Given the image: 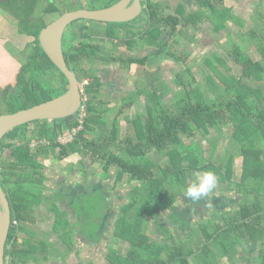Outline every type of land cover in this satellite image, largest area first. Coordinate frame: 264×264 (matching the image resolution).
<instances>
[{
    "label": "trees",
    "instance_id": "obj_1",
    "mask_svg": "<svg viewBox=\"0 0 264 264\" xmlns=\"http://www.w3.org/2000/svg\"><path fill=\"white\" fill-rule=\"evenodd\" d=\"M44 1L0 0V11L7 14L19 34L33 39L21 50L23 62L6 60L0 71V92L8 107L6 114L55 99L69 88L66 77L43 50L39 36L52 22H47V16H61L78 7L62 0ZM196 1L199 10L195 14L180 11L176 15H166L159 3L148 0L146 12L150 31L147 43L154 47L150 60L149 57L134 59L123 55L116 59L108 55L98 58L101 63L112 61L124 68L132 64L144 65L148 60L152 65L163 60L180 64L174 78L178 91L172 102L165 103L162 92L156 87L153 92L142 90L132 95L134 98L131 95L123 97L122 106L111 121L108 113L112 108L103 109L101 105L105 103L96 100L102 96V83L95 78L85 90L88 115L84 128L72 143H58L61 135L78 126L72 117V121L66 118L32 122L6 135L0 146V183L11 205L12 220L21 225L20 230L27 233L25 224H36L34 207H40L44 190L48 189L49 175L44 161L54 167L57 161L77 154L98 160L108 176L116 172L115 185L124 177L133 184L127 195L129 202L120 204L119 209L108 195L109 210L100 221L103 222L107 215H116L112 236L116 242L108 245L110 264H194L195 259V264H219L225 259L233 264L235 258L239 261L241 251L251 258L250 264H264V28L238 33L239 38L253 48L251 52L245 50L244 44L228 39L223 48L232 66L220 54L206 57L202 62L196 57L189 63L190 54L177 48V36L184 34L190 39L186 30L210 22L217 33H226L227 38H231L229 25H242L232 9L224 5L225 0ZM65 44L66 62L72 71L81 72L80 82L92 77L94 72L82 69L81 65L86 60L93 64L95 57L87 56L83 47H75L73 55L67 56ZM198 62L204 63L208 71H193ZM143 95L146 96L144 105L138 103L139 96ZM138 104L143 105L144 114H136L132 120L126 116L132 129L123 137L120 120ZM226 129L231 132L228 137L237 148H228L224 160L214 159L217 142L208 137ZM201 138L209 139L208 150L200 142ZM43 139L49 144L34 151L32 141ZM6 150H11L9 158L3 156ZM211 150L212 156H208ZM162 158L167 159L165 164L161 163ZM237 160L241 164L240 175ZM206 171L215 174L217 184L224 185V191L242 201L236 209L231 207L226 213H219L217 209L215 214L206 213L208 220L196 223L199 217L190 221L180 216L175 208L186 197L185 190L192 183L193 173ZM93 192H96L95 186L91 194ZM249 194L255 196L254 201L248 202L246 196ZM225 199L223 201L227 202ZM81 208L85 214L86 208ZM53 211L63 216L67 214L55 206ZM60 220H54L53 229L59 235V242H66L73 231L65 230L72 224L67 219ZM153 220L158 232L170 237L171 244L160 246L147 234ZM192 224L198 226V236L193 233ZM99 225L93 226V242L102 238L96 232L100 230ZM18 229H11L6 246V258L10 257L14 264H29L37 261V257L43 262L63 257L58 241L41 239L35 245L30 241V234L29 240L12 243ZM177 236L182 240H176ZM184 237L189 238L187 242ZM87 238L91 241L88 235ZM113 243H120L119 249L127 246V253H120Z\"/></svg>",
    "mask_w": 264,
    "mask_h": 264
},
{
    "label": "rangeland",
    "instance_id": "obj_2",
    "mask_svg": "<svg viewBox=\"0 0 264 264\" xmlns=\"http://www.w3.org/2000/svg\"><path fill=\"white\" fill-rule=\"evenodd\" d=\"M172 1V0H171ZM174 1V0H173ZM251 0H242V3H246L247 6H249L251 4L250 2ZM259 0H256L255 2H258ZM232 2V1H231ZM254 2V3H255ZM233 3V2H232ZM47 4V1H44V5ZM241 4V3H239ZM231 5V4H230ZM262 12H264V0L262 2ZM239 6L235 5L234 6V11L235 13L238 15V13H240L239 10ZM251 11L254 13V9H255V5L254 6H250ZM0 14L6 18L9 22L13 23L11 21V19L7 16L6 13L0 11ZM60 16H47L46 20L47 22H51L53 20L58 19ZM125 25V24H123ZM8 27H10V25H7ZM6 26V27H7ZM11 26H14L13 28L16 29L17 34H19L18 32V28L16 27V25L12 24ZM205 26V24H203V27ZM233 27V29H231L232 31V36L230 38V36L227 38H223L221 40H218L216 37H212L210 35H202L199 34L196 37H194V39H187L186 36L183 34L182 35V39H179V44L177 45V48L181 51L185 50L190 54L189 56V63L193 62V59L196 57H199L200 55H202V58H204V55H206V53L209 51L214 52L219 51L222 52V46L224 44L225 41L231 40L233 43L234 42H238L239 44L243 45L244 44V48H246V51H253V48L250 47V44L248 42H244L243 40H241L239 38V32L244 33L245 31H243V29L245 27H241L239 25L237 26V29H235V26H233V24L229 25V27ZM230 27V28H231ZM206 28V26H205ZM239 31V32H238ZM66 32V31H65ZM238 32V33H237ZM190 34V31H189ZM224 35H226V33H222ZM5 35H7L5 33ZM20 35V34H19ZM9 39H7L6 37H2L1 39H3V42H6V49L10 52V54L8 56L5 55H1L0 54V71L2 69V67L4 66V62L7 60H13L14 62H18V61H22L23 62V57L21 54V50H23L27 43L33 41L32 38H27L26 36L20 35L17 36L15 35L13 38H10L9 36H7ZM227 39V40H226ZM8 42H7V41ZM2 42V40H1ZM0 42V43H1ZM232 46L231 42H230V47ZM228 45V48H230ZM138 55V54H136ZM201 58V59H202ZM224 59L227 60L228 65L232 66V61L226 56L223 57ZM180 64H176V62L170 61V60H163L160 63H157L156 65H152L149 66L147 68L146 71L142 70V68H139L136 70V68H132L131 72H128L127 74L125 72H120L121 70L118 69V73H122L123 75V81L125 83V85H127L128 80H130V83H132V79L135 81L137 79H141V81L143 82H147L148 85V90L150 92H153L155 89L153 88L152 85H154L157 89V91H161L162 92V97L165 101V103H169L172 102L174 100V94L178 91V88L176 86V84L174 83V78H175V72L178 71L180 69ZM14 67V66H13ZM205 68V64L204 63H198L196 65L193 66V71H199L204 72V71H208V69H204ZM236 69V68H234ZM117 70V69H116ZM140 74V75H139ZM227 74V73H226ZM128 77V79H126V76ZM130 78V79H129ZM200 80L203 82V84L205 85V82L203 81V76L200 75ZM154 82V83H153ZM170 89L167 88V87ZM168 90V91H167ZM160 92V93H161ZM144 102L142 103L143 105L146 103V99L144 98L143 100ZM113 104H108L110 105V108L112 107H116L118 105V103H120V98H116L113 99ZM143 105L138 104V107L135 110H129L127 114H129L131 116L134 117V115L141 113V115H143L144 113H142L144 111ZM8 111V107L7 105H4L3 99H2V95L0 92V113L6 114ZM112 115V114H111ZM127 115V116H129ZM74 118L72 117V120ZM76 119V117H75ZM123 117L121 118V124L124 126H129V123H125L122 121ZM70 118V121H72ZM52 124V123H51ZM230 132L229 129H226L224 131L221 132H214L212 135H210L208 138L210 139H214L215 142H217V151L214 154V156H212V150L208 151V156H212L214 159H220L221 158L224 160L226 155H227V149L230 148L232 149L233 147L237 148V146L235 145V143H232V141H229V136ZM208 138H201L200 142L204 144L205 149L208 150L210 143L208 142L209 139ZM115 149V148H114ZM153 156H158L157 154H154ZM98 160L94 161L92 160L91 156L90 157H81L80 155H73L69 158H65L63 161H57V166L55 169V173H58L59 175H64L68 177V180L70 181H74L77 180L80 177H83L81 172L84 171V167L85 170L87 171V173L90 174V176L94 177V179H97V177L101 174L102 177L104 178H109L107 180H105L104 186L105 189H107L108 186H110L109 188H113L112 190V197H111V201L113 202V204L117 203L118 207L120 204H126L128 201L127 199V194H129V192L131 191V183H129V181H127V177L123 178L121 181L118 182V184H114V182L116 183L117 181V173L116 172H111L110 176L106 175L105 172H103V166H101L98 162ZM159 161V160H158ZM45 165L47 167L46 169V173H53L54 172V167L53 164L47 161H44ZM167 162L166 158H162L161 159V163L165 164ZM236 167L239 171V175H240V170H241V164L240 161L237 160L236 161ZM82 168V169H81ZM86 177V175H85ZM84 178V177H83ZM109 182V184H108ZM95 183L97 184L98 181L96 180ZM46 185L47 187H49V181L46 180ZM50 188V187H49ZM44 190V195L43 198L41 199V204L40 207H34L35 209V217H36V225H33L31 227V230L33 228V232L35 234L32 235V231L29 229H25L27 232L28 237L30 238V234L32 236V238L30 239V241L37 245L39 240L43 239L42 241H46L48 240H52V241H59V235L55 234V231L53 229V224H54V220L61 221L60 219L64 218L70 221V223L72 224V226H70V230H72V228L76 229V225L74 223H76V221H73V217L72 215L68 214V210L66 211V202L63 201V203L61 202V199L59 198H54L55 196H53L54 193H56L58 190L57 188H50V189ZM224 185L221 184H217L216 188L213 190L214 193H219L220 195H225V194H229V192L224 191ZM248 202H252L255 200V196L253 194H249L246 196ZM67 200H71V201H79V202H75V204L73 205L74 208H78V207H83L86 206V213L83 215L84 221H83V226L86 224L87 226H84V229L86 231H95L93 229V226L96 223H100V221L102 220L104 214L106 213L107 210H109V205L108 202L110 201L108 199V195H106L103 192H97L95 194H89V193H85V195L80 196V198H75L73 199L71 197V193L68 194V198ZM241 201V199H240ZM55 202V203H54ZM54 203V204H53ZM57 207V209H59L60 211H65L67 212V214L65 216H63V214H59L57 213L58 211H53V207L54 206ZM69 207V205H68ZM117 209V208H116ZM214 212V211H213ZM70 213V212H69ZM94 213V214H93ZM107 217V216H106ZM116 217V215H115ZM115 217H113V221H115ZM164 219H167V216L164 217ZM75 220V219H74ZM208 220V217L204 216L200 219H197L196 223H199L200 221H206ZM105 222V218L103 219L102 224L100 223V225L102 226ZM162 223H164L162 221ZM93 224V225H92ZM195 224V222H194ZM98 226L99 229L101 226ZM79 227V226H78ZM114 223L111 224L110 226V236L107 238V240L111 239V242L108 244L110 245L112 242H116L114 240H112V236H113V231H114ZM157 226L155 225V221L153 220L149 225L148 228L146 230L147 234L150 236V238L155 242L158 243L160 246H164L167 243L171 244L172 241L170 240V237H168L167 235H163V233L158 232V229L156 228ZM172 230L173 233H175L176 235V231L172 228H170ZM192 231L193 233L198 236L199 235V228L197 225H193L192 224ZM78 231V229H77ZM76 230L73 231V237L71 238V243H72V247L69 246L67 247V243L66 242H60L57 243L58 248L60 249V251L62 253H64V257L62 259H60V261L58 262L59 264H89L91 262H93V264H109V261L107 259V255L109 254V249L107 246L102 247L95 255L93 254L92 256L89 257V255L86 254V252H83V254H80V251L84 250V245L83 243L79 242L78 238L75 237L76 233L79 234V231L77 232ZM100 231V230H99ZM98 233V231H96ZM43 234H45V236L47 238H43ZM49 235V236H47ZM176 240H182L181 237H176ZM188 237H184V241L187 242L188 241ZM29 240V239H28ZM40 244V243H39ZM114 248L119 249L120 247V243H113ZM72 248L70 251H67V249ZM80 250L79 251V255L77 256V258L74 256L75 252L74 250ZM127 249L128 247L123 245L120 250V253L122 254H126L127 253ZM244 252L241 251V254H243ZM84 254L86 255V257L84 256ZM257 255V254H256ZM68 256V257H67ZM74 256V257H72ZM67 258V259H66ZM66 259V260H65ZM195 259V258H193ZM238 260V257H237ZM38 261V260H37ZM196 259L193 260V263L195 264ZM48 263V262H47ZM248 263V262H247ZM32 264V263H29ZM49 264V263H48ZM219 264H230L228 261L227 263L224 262V260L219 261ZM250 264V263H249Z\"/></svg>",
    "mask_w": 264,
    "mask_h": 264
},
{
    "label": "flooded vegetation",
    "instance_id": "obj_3",
    "mask_svg": "<svg viewBox=\"0 0 264 264\" xmlns=\"http://www.w3.org/2000/svg\"><path fill=\"white\" fill-rule=\"evenodd\" d=\"M43 1L44 0H40V3H42ZM62 1H66L70 4L72 3L73 5L78 7L77 10L79 9L98 10V9H103V8H107L112 5H115L121 0H62ZM147 2L148 0H141V4H142L141 14L138 17H136V19H134L133 21L124 23L125 25L116 24V23H104V22H97V21H90V20H79V21H75L74 23H72L66 29V32L64 34V39H63V50L65 52V49H64V42H65L66 43L65 47L68 53L67 56L73 55L72 50L75 47H83L86 50L85 52L87 56H91L92 58L95 57L94 59H96V62H94L93 64L91 62H87L86 60L81 65L82 69L85 68L86 70H90L91 72H94L92 77L84 80V81H87L86 85L84 86V90H86L87 87L91 85V83L95 80V78H98L100 82L102 83V91H101L102 96L99 98H96V100L104 102V103H112L113 99L120 98V101H121L123 97L125 98L131 95V97L134 98L135 96H132V95H135L137 93L139 94L142 90L148 91V88H149L147 85L148 81L143 82L141 81V79H137L134 81L132 79V83H130V80H128L127 85H125L123 81L122 73L121 74L118 73V69L121 70L120 72H125L127 74L128 72H131L132 68H136L137 70L139 67V68H142V70L146 71L149 66H152L149 60H150L151 52L154 47H152L151 45L147 43L148 37H149V31H150V25L147 22L149 20V17L146 12L147 7H148ZM167 34L168 32H165V35ZM72 46L74 47L72 48ZM97 50H99V52H97ZM107 55L109 57H112V59H116L118 58L119 55H123L127 58L133 57L134 59H144V58L149 57V60L144 65L132 64L130 68H124L119 63L112 62V61H108L109 63L107 64L101 63V61L98 59L99 56H101L102 58V56H107ZM178 71H176L175 73H177ZM74 73L77 76L80 85H82L83 82H80V79L82 78L81 72H74ZM125 76H126V79H128L127 75ZM152 86L155 87L154 85ZM139 97L140 98L138 99V103H143L144 98L146 99L145 95L139 96ZM88 98L90 99V95ZM229 141L230 142L232 141L230 137H229ZM9 154H10V150H6L3 156L9 158ZM81 174L84 178L80 177L77 180L70 181V182L67 181V179H64L65 181L62 182L63 184L62 187L61 185L60 186L55 185V187H53V188H57L58 190L56 193L53 194V196H55L54 198L61 199L60 203H63V201L66 202L67 205H66L65 210L66 211L68 210L67 211L68 214L71 210V206H70L71 202H72L71 205H74L75 202L77 201L75 200L73 204V201L67 200L68 197L63 198V196L66 193L65 187L68 188L67 185L74 183V191H73L74 195H77V198H80L81 193L83 192L85 193V191L83 190L84 188L83 181L85 180L86 171H82ZM230 193L231 192H229V194L220 195L219 193L210 192L208 196L202 197L199 201H192L191 199L184 197L183 199L180 200L181 204L177 205L175 209L179 213L180 216L187 218L190 221L198 217L202 218L203 216H206V213H209V212L210 214H215L216 213L214 211L215 209H217L219 213H224V212L226 213V211H228L229 208L231 207H233V209H236V207L242 201V200L240 201V198L233 197ZM224 198H226L225 200H227V202L223 201ZM112 219H113V216L107 215V217H105L104 224L102 226L100 225L101 227H100V231H98V235L102 236V238L97 242V244H99L102 247H105V246L108 247V244L111 242V239L107 240V238L110 236V233H109L110 226L112 223H114L112 222L113 221ZM73 221H76V223L74 224H77V225H76V229L72 228L71 231H75V230L77 231L78 229L79 234L76 233L75 237L78 238L79 242H82L83 241L82 238H85V233H86L84 226L82 222H80L79 218H75V220ZM100 223L102 224V222ZM33 225H36V224L27 223L25 224V227L31 230V227ZM13 227L14 228L18 227L19 229L17 231V236L12 239V243L22 242L23 240L29 239L27 233L20 230L21 225L17 221L13 222L12 220L11 229ZM65 231H70V228H68ZM35 233L32 231V235ZM72 237H73V232L71 233L68 241H66V243L68 244L67 247L69 246L72 247V243H71ZM52 242L55 243V241H52ZM58 243L60 242L58 241ZM72 248L70 249L68 248L67 251H70ZM62 254L64 257V253ZM243 255H246V254L243 253L241 257ZM235 260L239 262L237 258H235ZM239 260H240V257H239ZM224 262L227 263V259H225ZM246 262L249 263L251 261H248V258H247ZM233 264H235V262Z\"/></svg>",
    "mask_w": 264,
    "mask_h": 264
},
{
    "label": "water",
    "instance_id": "obj_4",
    "mask_svg": "<svg viewBox=\"0 0 264 264\" xmlns=\"http://www.w3.org/2000/svg\"><path fill=\"white\" fill-rule=\"evenodd\" d=\"M141 12V0H121L115 5L103 9H79L66 12L47 25L39 36L41 46L50 60L66 77L69 88L64 94L50 101L13 114L0 115V145L8 133L15 128L29 123L43 120L53 121L70 117L75 119L83 103L81 85L77 76L67 64L63 51L64 34L72 23L79 20H90L124 24L136 19ZM11 226V205L0 183V264H6V246Z\"/></svg>",
    "mask_w": 264,
    "mask_h": 264
},
{
    "label": "crops",
    "instance_id": "obj_5",
    "mask_svg": "<svg viewBox=\"0 0 264 264\" xmlns=\"http://www.w3.org/2000/svg\"><path fill=\"white\" fill-rule=\"evenodd\" d=\"M255 1L256 0H251L250 1L251 4L249 6H247L246 3H242V0H225V2H224V5L226 7L227 6L230 7L232 9V13L235 14L239 18V21H240V23L242 25H239V24H236V25H239L241 27H245L243 29V31H245V33H247L249 30H252V29H255L256 31H260L262 28H264V12H262V8H261L263 0H259L258 2H255ZM154 2L159 3L160 10H163L166 15H176L180 11L185 12L187 15H191V14H195L199 10V6H198L196 0H174V1L173 0L172 1L171 0H154ZM239 3H241V4H239ZM235 5H238L239 8H240L239 9L240 10V13H238V15L234 11V6ZM254 5H255V9H254V13H253L251 11V9H249V8H250V6H254ZM8 24L10 25V27L7 26ZM12 24L13 23L9 22L6 18H4L0 14V40L3 41V39H1L2 37H6L7 39H9L7 36H9L10 38H13L15 35L20 36L19 34H17L16 29L13 28L14 26H11ZM203 24H205L206 28H205V26L203 27ZM236 25L233 24V26H235V29H237V26ZM230 27L228 28V30L230 32H232L231 29H233V27H231V28ZM186 31H187V33L189 35L188 37H190V39H194V37H196L199 34H202L203 36L204 35H207V36L210 35V36H212L214 38L216 37L218 40H221V39L227 37V34L224 35V34H222V32L217 33L216 30H215V28H214V26L210 22L200 23L199 26L197 27V29H193L191 27V28H189ZM189 31H190V34H189ZM5 33L7 35H5ZM239 33H241V32H239ZM179 39H182V35H179V36L176 37V40H178V42H180ZM226 42L227 41H225L224 44ZM224 50L225 49L222 48V52H219V51H216V50L214 52H212V51L209 52L208 51L206 53V55H204V58L210 57V56L212 57V56H214L216 54H220L222 57H225V51ZM183 51H185V50H183ZM0 54L1 55H5V56H8L10 54V52L6 49V42H1L0 43ZM189 54H191V53H189ZM227 57H228V55H227ZM201 58H202V55L199 56L198 60L202 62L204 60V58H202V59ZM9 62L14 63L13 60H9ZM176 64H178V63H176ZM108 104H113V103H105V104H102L101 105V108H103V109L104 108H110V105H108ZM121 106H122V104L118 103V105L116 107H112V110L108 113L109 119L111 121L116 117L117 112L121 108ZM135 109L136 108H133L132 110H135ZM127 113H128V111L125 113V115L123 116V119H122V121L125 122V123H127L126 122V116L129 115ZM135 116L136 115H134V117ZM129 117L131 119V116L130 115H129ZM134 117L132 116V119ZM129 129H132L130 125L129 126L122 125V132H123L122 136L123 137H125V135H128V130ZM97 133L99 134V132H97ZM56 166H57V163L54 166V169H53L54 172L53 173H48V175H49L48 181H49V184H50L49 187L52 188V189H53V187H55V185H58V186L61 185V187H62V185H63L62 182L65 181L64 179H67V181L70 182V180H68V177L67 176L59 175L58 173H55ZM84 171H86L85 170V167H84ZM107 179H109V178H107ZM107 179L104 178V177H102L101 174L97 177V179H94V177L90 176V174L87 173V171H86V177H85V180L83 181V184H84L83 185V187H84L83 190L85 191V193L91 194L92 193V189L95 186L96 187V192H93V194H95V193H97L98 191L101 190V192L105 193L106 195H111L112 190L114 189V187L113 188L112 187L109 188L110 186H108L106 190L104 189V187H105L104 184L107 183V182H105V180H107ZM96 180L98 181L97 184L95 183ZM127 181H128V179H127ZM108 184H109V182H108ZM114 184H115V182H114ZM67 186H68V188L65 187L66 193L63 196V198L68 197V192L71 193V197L73 199L77 198V195H74V192H73L74 191V183L73 184H70V185H67ZM83 193H81V194L82 195H85V193L84 194ZM111 197H112V195H111ZM111 197H109V198L111 199ZM71 204H72V202H71ZM71 204H70L71 210H70V213L69 214L72 215L73 220L75 218H79L80 219V222L83 223V221H84L83 220L84 210L81 207H78L76 209ZM73 204H74V200H73ZM83 207L87 208L86 206H83ZM118 209H119V207H118ZM85 232L87 233V235L91 239V241L87 238V235H85V238L86 239L85 238H82L83 241L81 243H83V245H84L83 246L84 247V250L83 251H80V250L75 249L74 250V252H75L74 256L76 258L79 255V251H80V254H83V252H86V254L89 255V257L92 256L93 254L95 255L99 251V247L98 246H100V245L97 244L96 240H95V242H93L94 241L93 240L94 237H93V235H91V232L90 231H86V230H85ZM84 243H86V244H84ZM74 256H72V257H74ZM84 256L86 257L85 254H84ZM37 258H38V261L32 260L30 263H32V264H48V263L49 264H59L58 262L63 257L50 258L47 261L48 263L47 262H43L40 259V257H37ZM247 258H248V261H251L250 260L251 259L250 257H248L247 255H243L242 257H240L239 262H237L235 260V264H246L247 263L246 262L247 261Z\"/></svg>",
    "mask_w": 264,
    "mask_h": 264
},
{
    "label": "built area",
    "instance_id": "obj_6",
    "mask_svg": "<svg viewBox=\"0 0 264 264\" xmlns=\"http://www.w3.org/2000/svg\"><path fill=\"white\" fill-rule=\"evenodd\" d=\"M87 81H84L81 85V92L83 94L82 96V106L80 107V110L78 111V115L76 116V120L79 123L78 126L76 128H74L73 130L67 131L65 134L61 135L58 138V143H60L61 145H68L70 143H72L75 139V137L77 136L78 132L81 131L84 128V123H85V119L88 115L87 112V103H86V97H85V90H84V86L86 85ZM49 143L47 142L46 139L43 140H33L31 143V148L35 151L36 149H38L41 145L42 146H47ZM6 264H14L12 262V259L10 257L6 258Z\"/></svg>",
    "mask_w": 264,
    "mask_h": 264
},
{
    "label": "clouds",
    "instance_id": "obj_7",
    "mask_svg": "<svg viewBox=\"0 0 264 264\" xmlns=\"http://www.w3.org/2000/svg\"><path fill=\"white\" fill-rule=\"evenodd\" d=\"M217 184V178L212 172H194L193 180L185 190V196L192 201H199L202 197L208 196Z\"/></svg>",
    "mask_w": 264,
    "mask_h": 264
}]
</instances>
